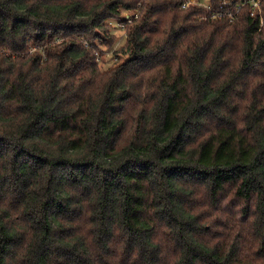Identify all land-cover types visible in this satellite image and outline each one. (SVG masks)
Here are the masks:
<instances>
[{
    "label": "trees",
    "instance_id": "1",
    "mask_svg": "<svg viewBox=\"0 0 264 264\" xmlns=\"http://www.w3.org/2000/svg\"><path fill=\"white\" fill-rule=\"evenodd\" d=\"M182 2L0 0V264H264V0Z\"/></svg>",
    "mask_w": 264,
    "mask_h": 264
},
{
    "label": "built area",
    "instance_id": "2",
    "mask_svg": "<svg viewBox=\"0 0 264 264\" xmlns=\"http://www.w3.org/2000/svg\"><path fill=\"white\" fill-rule=\"evenodd\" d=\"M261 0H220L217 7V12H213L214 16H223L228 20H233L237 17L243 7H248L251 16H260ZM188 4H200L208 9H211V4L207 0H183L182 7ZM262 22V19L260 20Z\"/></svg>",
    "mask_w": 264,
    "mask_h": 264
},
{
    "label": "rangeland",
    "instance_id": "3",
    "mask_svg": "<svg viewBox=\"0 0 264 264\" xmlns=\"http://www.w3.org/2000/svg\"><path fill=\"white\" fill-rule=\"evenodd\" d=\"M113 33L115 34L116 40L114 42V44L112 46H104L103 49V53L102 55H100L103 58L104 63V67L109 66L112 64L113 61L116 60L117 54L115 49L117 47H119L120 45H122V43L124 42V30L122 28L120 29H114ZM122 58L125 57V55L123 53H120L119 55Z\"/></svg>",
    "mask_w": 264,
    "mask_h": 264
}]
</instances>
